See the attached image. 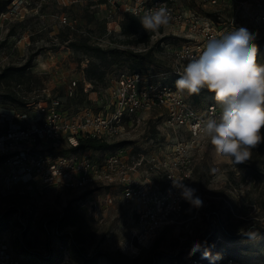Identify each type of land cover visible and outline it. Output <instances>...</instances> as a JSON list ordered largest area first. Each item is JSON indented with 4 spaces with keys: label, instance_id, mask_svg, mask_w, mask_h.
Wrapping results in <instances>:
<instances>
[{
    "label": "rangeland",
    "instance_id": "rangeland-1",
    "mask_svg": "<svg viewBox=\"0 0 264 264\" xmlns=\"http://www.w3.org/2000/svg\"><path fill=\"white\" fill-rule=\"evenodd\" d=\"M138 1L147 0H0V7L8 2L4 11H14L7 19L0 18V105L20 107L22 101L56 98L69 115L86 108L105 112L111 109L112 81L134 67L175 85L178 67L186 66H179L173 54L183 40L179 30L168 25L151 33L133 25L128 35L123 33V23H133L135 16L129 9ZM170 1L221 24L235 19L238 29L256 35L258 62L264 64V46L259 45L264 39V0H229L217 8H203L202 0ZM82 42L105 50L151 51L160 62L150 66L148 60L141 65L99 59L80 49ZM27 65L24 72L2 74L7 68ZM96 66L105 72L104 82L88 79L87 67ZM75 80L76 94L69 97L67 89ZM185 96L200 108L216 104L206 90ZM159 114L148 113L146 125H140L127 141L135 150L170 155L176 135ZM5 177L6 170L0 166V234L12 253L26 262L189 264L194 257L204 258L201 251L189 255L192 245L206 241L211 255L221 256L214 264H222L224 257L264 264V142L253 149L250 160L235 164L218 156L208 141L196 159L188 187L195 189L202 206L187 201L174 223L148 237L136 205L119 201L110 207L104 201L105 191L95 196L89 191L18 186L8 184ZM65 212L72 217L68 226L61 222ZM248 231H255L256 237L242 234Z\"/></svg>",
    "mask_w": 264,
    "mask_h": 264
},
{
    "label": "built area",
    "instance_id": "built-area-1",
    "mask_svg": "<svg viewBox=\"0 0 264 264\" xmlns=\"http://www.w3.org/2000/svg\"><path fill=\"white\" fill-rule=\"evenodd\" d=\"M228 1L202 0V7L217 8ZM164 3L172 14L169 25L178 29L183 39L173 53L179 66L187 64V57L199 55L209 39L238 30L235 19L221 24L199 12L180 9L170 0L138 1L133 9L143 15L144 10ZM12 12V8L3 11L0 18L7 19ZM178 70L181 73L183 68ZM112 82L111 109L105 112L86 108L69 115L56 98L25 107L0 105V166L11 185L89 191L95 196L105 191L104 201L110 207L119 201L135 204L138 221L148 237L174 223L182 212L188 200L174 179L189 187L196 159L208 142L198 134L196 125L218 117L220 109L215 103L198 107L174 84L161 82L155 73L145 70L121 71ZM77 86L76 80L70 84L69 97L76 94ZM153 111L163 116L165 127L176 135L170 155L135 150L127 143ZM87 139L117 145L106 151H72ZM3 237L0 234V264H33L12 253ZM208 260L194 257L189 264H207ZM221 262L252 264L231 257Z\"/></svg>",
    "mask_w": 264,
    "mask_h": 264
},
{
    "label": "clouds",
    "instance_id": "clouds-1",
    "mask_svg": "<svg viewBox=\"0 0 264 264\" xmlns=\"http://www.w3.org/2000/svg\"><path fill=\"white\" fill-rule=\"evenodd\" d=\"M132 15H139L129 9ZM142 27L151 33L167 27L171 10L167 5L146 9L139 15ZM256 35L246 28L224 34L207 41L199 55L187 57L188 62L175 80V88L188 95H198L202 90L213 94L220 109L218 117H210L196 125L199 135L208 139L215 153L235 164L250 160L252 151L264 142V64L258 62ZM174 183L183 188L182 196L194 207L203 201L194 196L195 189L184 187L181 180ZM250 239L255 231L242 233ZM201 251L204 258L215 257L207 248V242H195L189 255Z\"/></svg>",
    "mask_w": 264,
    "mask_h": 264
},
{
    "label": "trees",
    "instance_id": "trees-1",
    "mask_svg": "<svg viewBox=\"0 0 264 264\" xmlns=\"http://www.w3.org/2000/svg\"><path fill=\"white\" fill-rule=\"evenodd\" d=\"M10 2V1H8ZM5 3L4 5H2L0 7V12H3L4 7L8 4ZM3 10V11H2ZM133 23H129L128 21L123 23V33L128 35L129 32L131 31L133 25H135L136 27L141 26L140 20L138 17H134L133 19H131ZM135 23V24H134ZM134 26V27H135ZM148 37L145 36L143 39H141V42H145L146 39ZM260 47L264 46V39L259 42ZM80 49H84L87 53L92 54L97 56L99 59H106V58H113V60L118 61L119 59H125L127 61L136 63V64H141L147 62L146 60H148V65L151 66V64L154 63H159L160 61L158 59H156L154 57V55H152L151 51H146V52H134V51H130V50H124V49H111V50H105L99 46H95V45H91L87 42H82L80 43ZM29 68V65L24 66V67H10L4 70V72L2 73L3 76L7 73L12 72H24L25 70H27ZM147 68V67H146ZM150 68V67H149ZM131 70L134 71H142L144 69H140L139 67H134L131 68ZM86 73H87V77L90 80H99L101 82H104V78H105V72L101 71L99 67H87L86 69ZM22 105H20L21 107H25L27 103H25L24 101H22L21 103ZM117 144H108V143H103V142H99L97 140H93V139H87V140H82L80 142V145L75 148L72 149V151H79V150H92V151H106V150H110L112 148H114ZM68 212V211H66ZM63 215V217L61 218V222L62 224H64V226H68L69 224H71V220L72 217L70 218V214L66 213Z\"/></svg>",
    "mask_w": 264,
    "mask_h": 264
}]
</instances>
